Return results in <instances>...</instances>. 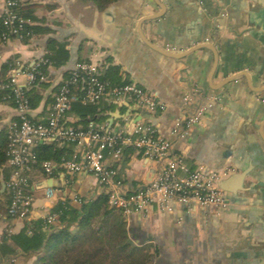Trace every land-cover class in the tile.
Masks as SVG:
<instances>
[{
    "label": "crops",
    "instance_id": "crops-1",
    "mask_svg": "<svg viewBox=\"0 0 264 264\" xmlns=\"http://www.w3.org/2000/svg\"><path fill=\"white\" fill-rule=\"evenodd\" d=\"M65 1L70 3L71 15L81 18L84 25L92 27L96 20L101 40L84 41L76 61L70 56L66 66L50 70V87L40 91L44 100L33 116L46 118L48 97L78 64L98 65L103 75L118 69L123 79L138 82L165 104L164 112L154 115L157 130L174 141V151L184 156L191 170L200 165L221 173L219 183L226 199L225 207L175 205L171 211L162 212L152 206L128 218L109 212L96 221L97 235L108 236L120 225L130 249L150 256L152 264H264V0H123L122 7L107 19L102 14L120 0L104 6L92 0ZM3 2L0 0V14ZM24 2L39 6L36 21L27 23L50 32L28 44L16 38L2 45L0 80L9 75L10 70L4 68L9 62L28 64L43 58L51 40L67 43L72 55L77 34L63 6L57 0ZM157 14L162 17L142 28L150 43L170 53L211 44L218 52L217 69L210 49L175 61L147 47L139 36L138 23ZM239 71L247 77L216 90ZM20 81L25 83L26 79ZM194 90L200 95L193 96ZM109 103L113 109L103 113L107 116L101 115L104 120L97 124L109 125L108 115L113 114L114 129L132 130L139 106L130 101ZM201 110L199 123L185 136L172 135L177 122L185 123ZM16 120L15 107L0 104V133ZM69 122L78 123L79 118L70 116ZM120 173L125 185L136 189L156 179L159 165L134 153L127 164H122ZM33 184L35 204L27 222L0 214V245L6 233L16 234L24 226H32L31 222L41 219L46 209L52 210L59 198L81 210L84 204L106 196L104 188L88 173L72 177L58 173L47 179L36 170ZM47 189H54L53 201L46 199ZM5 194L0 195L2 207L7 206ZM77 232L78 227L71 226L70 233ZM13 259L20 264H40L41 254L0 255V264H10Z\"/></svg>",
    "mask_w": 264,
    "mask_h": 264
},
{
    "label": "built area",
    "instance_id": "built-area-1",
    "mask_svg": "<svg viewBox=\"0 0 264 264\" xmlns=\"http://www.w3.org/2000/svg\"><path fill=\"white\" fill-rule=\"evenodd\" d=\"M2 18L7 30L4 42L20 36L27 21L18 9L24 0H3ZM47 61L43 58L24 64L20 61L0 80V93L4 101L13 102L17 120L6 128L8 140L7 167L10 171L6 180V192L10 203L8 215L17 221L27 222L33 213L35 198L33 174L41 170L45 178L53 179L58 173L69 177L88 173L104 188L109 204L129 216L146 211L155 206L162 212L171 211L175 205L196 204L200 207H225L224 193L218 182L222 174L209 172L203 166L191 170L184 156L174 151V141L161 136L157 128L146 120L127 128H108L109 125L90 123L86 129L74 127L69 122L68 113L72 103L78 99L76 93L82 89L83 103L98 104L102 101H130L147 110L152 115L164 112L166 106L153 93L134 81L124 86H111L103 80L102 68L87 63L78 64L70 78L64 79L52 93L53 103L43 120H37L31 108L27 93L38 81H47L40 70ZM26 79L21 83V78ZM202 110L188 118L185 123L177 122L172 135L182 137L202 117ZM74 145L71 157L60 161L41 162L36 153L38 145ZM133 150L145 159L159 165V175L154 181L131 189L125 185L121 167L125 152ZM46 199L53 201L54 189H47ZM64 204L66 200L59 198ZM74 201H81L77 198ZM43 231L50 232L56 226L59 214L46 209L42 217ZM32 235V230L28 231ZM10 264H20L13 259Z\"/></svg>",
    "mask_w": 264,
    "mask_h": 264
},
{
    "label": "trees",
    "instance_id": "trees-1",
    "mask_svg": "<svg viewBox=\"0 0 264 264\" xmlns=\"http://www.w3.org/2000/svg\"><path fill=\"white\" fill-rule=\"evenodd\" d=\"M96 4L107 5L117 0H92ZM37 5H27L25 2L18 9V14L25 20L31 22L36 21ZM7 30L3 24L2 13L0 14V48L6 42L3 40V35ZM49 29L33 26L29 23L25 25L24 31L20 36H14L11 39H20L22 43L28 44L32 39L39 35L48 34ZM68 44L63 42L49 41L47 51L43 59L47 61L40 70L42 75L48 79L42 82H36L35 86L27 93L31 108L36 110L44 100L40 91L50 87L51 69H60L69 62L70 52L67 49ZM18 60L9 62L4 66L5 70H11ZM74 71H69L65 74V79L70 78ZM103 80L110 83L111 86H124L129 83V80L123 79L120 76L118 69H111L103 75ZM58 87V86H57ZM57 87L53 92L56 91ZM78 99L72 103L71 111L68 116L79 118L78 123L71 124L78 128L86 129L90 123H101L104 118L101 115L111 109L113 105L107 101H102L98 104L83 103L80 99L82 89L76 93ZM4 93H0V104H10L15 107L13 102L4 101ZM108 104H107V103ZM53 103V96H49L46 101V106L49 108ZM47 108V109H48ZM48 114V110L46 115ZM7 146L8 140L6 128L0 133V174L3 170L4 177L7 180L10 171L7 167ZM74 150V145L58 146L57 144L38 145L36 153L41 162L45 161H60L64 157L69 156ZM135 152L128 150L125 152L124 164H127L130 157ZM1 189V184H0ZM7 206H0V214L12 219L8 215V206L10 203L9 195L6 193ZM109 199L107 196L94 202L83 205L81 210H77L69 203L61 201L52 209L53 212L59 214V219L56 226L51 228V231H43V219L33 221L32 226L27 225L16 234H5L2 244L0 245V255L3 257H15L18 253L34 255L41 254L40 264H152L151 257L139 253L136 250H131L126 243V238L122 228L116 227L113 231L106 235H97L94 231L96 221H100L103 215H108L109 212H123L119 209H108ZM65 228L60 229L62 227ZM76 225L78 232L75 235L70 233L71 226ZM59 228V229H57ZM32 230V235H28V231ZM56 230V231H55Z\"/></svg>",
    "mask_w": 264,
    "mask_h": 264
},
{
    "label": "water",
    "instance_id": "water-1",
    "mask_svg": "<svg viewBox=\"0 0 264 264\" xmlns=\"http://www.w3.org/2000/svg\"><path fill=\"white\" fill-rule=\"evenodd\" d=\"M57 1L63 6V11L66 14V16L68 17V19L71 21L72 25L74 26V32L77 34V37H76V39L74 41V45L71 47V52H72L71 57H72L73 60L76 61L77 60L76 54L78 52V49H79L80 45L84 41H91V40L93 41L94 40V41H97V42L99 41L100 42L101 35L96 30V26H97L96 20H95V22H94V24H93L92 27H88V26L84 25L81 22V18H74L71 15L70 9H69L70 3H67L65 0H57ZM157 4L162 9L164 8V5L160 4L159 2H157ZM122 5H123V0H120V1L116 2L115 4H113L112 6H110L102 14V18L103 19H107L108 16H110L113 11L119 10L122 7ZM161 17H162V14L146 16V17L142 18L139 21V23H138L139 36H140L142 42L147 47H149L150 49L156 51L157 53L162 54L163 56H165L167 58H170V59H173L175 61L183 60L186 57H188L190 54L195 53L198 50H201V49H210L213 52V54H214V58H215V69H217L216 67L218 66V52H217L216 47L213 46V45H211V44L197 45L196 47H194L192 49H189L188 51L183 52V53H170L169 51H164V50H162V49L154 46L152 43H150L146 39L145 35L143 34V29H142L143 28V25L146 24V23H148V22L155 21V20H157V19H159ZM76 67L72 71H75L76 70ZM242 77H247V75H246L245 72L239 71L235 75H233L232 77H227L225 79V81H223V83H221L218 86V88H216V90H219V89L225 87L226 85H228L230 83H233L237 79L242 78ZM262 91H264V89ZM194 95H200V91L194 90L193 96ZM191 102H192V100L190 99L188 101V104H190ZM198 111H197V113H198ZM136 112L139 113V117L135 121V124L138 123V122H141L143 120H146L148 122H151L155 127L158 126V119L154 115H152L150 112H148L147 110H145V109H143L141 107H138L137 110H136ZM102 116L104 117V116H107V115H102ZM108 116L110 117V119H109V123L110 124H109V127H108L110 129L113 126V123L115 121V117H114L113 114H110ZM262 127H264V124L262 125ZM261 136H262V139L264 140V135H261ZM209 172L210 171L206 170V174H208ZM5 182H6L5 181V178H4V176H3L2 172H1V175H0V184H1L0 195H3V194L6 193V184H5ZM50 182H51V180H50ZM219 182H218V187L223 192L222 187L220 185L221 183H219ZM186 206H188V205H186ZM209 207H211V206H209ZM212 207H215L216 208V206H214V205Z\"/></svg>",
    "mask_w": 264,
    "mask_h": 264
}]
</instances>
